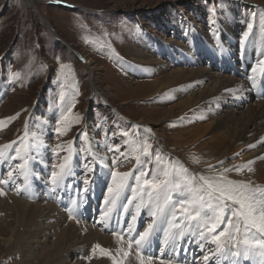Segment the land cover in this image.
I'll list each match as a JSON object with an SVG mask.
<instances>
[{"label":"rangeland","instance_id":"rangeland-1","mask_svg":"<svg viewBox=\"0 0 264 264\" xmlns=\"http://www.w3.org/2000/svg\"><path fill=\"white\" fill-rule=\"evenodd\" d=\"M225 3L241 4L245 11L241 14L235 13L233 8H225ZM243 13L248 14L243 31L258 29L256 24L259 21L260 29L264 32V0H0V86L2 85V98L4 97L0 101V122L3 124L0 127V148L12 145L11 149H5L4 158L0 159V169L3 170L0 171V178L8 181L7 184L0 183V189L6 193L0 195V264H22L23 260L20 247L13 244L5 246L6 240L15 239L11 236V231L18 228V223L14 225V210H8L15 206V199L31 204L39 203L42 207L47 204L41 199L43 196L34 199V193H41L36 190V186L41 183L36 184L34 180V191L29 192L32 197L27 199L22 192L25 177L20 174V169L16 168L11 178L7 175L11 168L22 163L20 159L9 160L7 157L15 152L19 142L25 138L28 127L30 131L38 133H41V129L48 131L44 138L38 136L47 145L46 155L37 156L30 148L28 156L30 168L36 173L37 180L43 178L41 182H45L44 179L63 163L69 145L72 146V161L83 152L80 149H85L84 145H80L82 133H87L88 141L98 143L97 151H108L106 146H119V152L108 151L110 168L122 173L131 172L134 177L139 171L136 153L125 158V155L132 152L130 145L133 142L138 145L141 142L150 143L153 157L157 153L160 154L169 163L186 169L188 175L196 178L213 175V166L216 164L214 160H203L201 155L194 153L196 144L211 145L215 141L208 128L212 120L199 117L197 113L194 117L183 120L180 127L175 125L176 121L173 123L164 120L163 111L166 113L168 108L177 105L179 98L170 97L165 105L154 103L153 96L157 88L152 83L162 74L159 73L155 77L137 75L129 79V65L132 60L129 53L137 43V37L147 31H155L159 38L164 39L163 24L171 25L181 20L197 21L206 29L204 34L209 35L208 40H212L222 29L212 33L211 20L216 24H223L220 17L236 20L240 16L243 18ZM237 14L239 16L235 17ZM178 15L180 18L177 19ZM158 26L161 28H157V31L155 29ZM175 36L174 33L167 34V38ZM181 46L183 50L191 51L189 45ZM210 49L208 48V53ZM199 50L198 48L197 51ZM81 55L91 58L93 63H87ZM200 59L198 61L201 63L195 66L187 59L185 62L190 69L205 68L209 72H218L207 64L204 56ZM161 60L167 62L163 65L165 69L162 68L165 74L169 69L172 73L174 69L185 68L184 64H178L177 61L175 66V60L171 62L164 56L157 62H162ZM61 66H64V72L67 74V83L61 77ZM17 73L18 78H10L12 74ZM61 92L65 97L63 103L59 100ZM180 93L182 99H185L192 94V90L182 89ZM243 102V107H239L240 112H246L250 105L258 103L253 97ZM71 103H74L73 116H79L80 122L67 125V131L58 134L55 129L59 126L63 131L65 127L57 124L59 116L65 106ZM52 117V127L46 126L45 122H49ZM146 121L154 123L149 124ZM41 123L43 124L39 130ZM186 126L191 128L186 130ZM149 129L151 131H148ZM158 130L163 134L162 138L157 136ZM184 132L189 134L185 135ZM32 139L33 137L28 139L29 143H32ZM261 147L264 148V142ZM230 152L231 158L223 160L222 163L235 164L245 161L255 149L247 152L235 145ZM122 153L125 155H121ZM141 159L147 160L149 157L142 156ZM113 160L118 162L112 165ZM197 160L199 162H196ZM208 164L212 165L207 166ZM155 166L153 159L147 165L149 175ZM236 167L240 166L236 165L234 169ZM253 171L254 179H251V184L263 187V173L256 177V169ZM87 176L85 167L81 165L76 174L77 179L83 184L88 179ZM103 176L110 186V177L106 173ZM77 179L75 181L79 182ZM49 181L50 179L46 180L47 183ZM106 192L103 199L108 195ZM145 213L148 214V211L145 210ZM40 223V231L50 232L51 235L55 232L50 229L49 221L43 220ZM5 228L7 232L3 233L2 229ZM97 230L103 235L115 237L104 233L101 227ZM44 233L27 242L29 249H33L39 257L43 254L45 246L52 248L55 243L54 237L45 238ZM80 238L83 237L73 239L72 244L78 240L82 241ZM210 249L213 255L215 245L211 244ZM83 251L67 248L64 264H93L92 257L85 255L86 251ZM25 252V255L30 254ZM91 252L92 250L90 255ZM134 254H137V251ZM37 259L36 257L27 263L44 264Z\"/></svg>","mask_w":264,"mask_h":264},{"label":"bare ground","instance_id":"bare-ground-1","mask_svg":"<svg viewBox=\"0 0 264 264\" xmlns=\"http://www.w3.org/2000/svg\"><path fill=\"white\" fill-rule=\"evenodd\" d=\"M225 4V8H233L235 10V13L237 12L241 14L245 11L241 4ZM243 15V18H241L240 16V18L236 20H233L230 17L229 19L226 17L222 19V17H220L219 19L223 24H216L213 20H211L210 27L213 30L212 33L217 29H222L216 35L213 36L212 40H208L209 35L204 34L206 29H204L203 26L198 24L197 21L188 22L185 20H181V22L176 21L171 25L168 23L166 25L163 24L162 34L164 39L159 38L155 31L145 32L141 36L137 37V43L130 50L129 55L132 60L129 65V79H133L137 75L140 76L144 74L149 76L154 75L153 77H155L157 74L159 75V73H161L162 76L155 78L152 83V85L157 88L156 93L153 96V98L155 99L153 100L154 103H163L165 105L166 101L170 97L179 98V103L177 105L168 108L166 113L165 111H163V119L170 120L173 123L176 121V126L181 125V122L183 120L194 117L195 113H197L199 117L211 119L212 122L208 126V128L210 129V135H212V137H215V141H213L211 145L206 144L202 146L200 144H196L194 148V153L201 155L203 160H214L213 162L216 164L215 166H213V169H215V171H212L213 175H217L218 173L224 172L225 168L234 169V166L236 165L242 167L245 165H249L247 163L252 162L249 165L251 171L248 170V167H243V170L240 172L232 170L225 173L227 179L229 180H234L237 182H251V179H254V176L252 174L254 172V169H256L257 171L255 173L256 177L259 176V173H263L264 177V148L261 147V144L264 142V101L258 102L256 105H250L246 112H240L239 109L243 107L244 100L252 99L253 87L250 77L258 76L261 73V70L258 68L255 73L251 72L250 77L245 80L232 77L227 78L226 75H223L220 72H209L205 68L190 69V67H188L185 62L187 59V61L189 60L190 63H192V65L194 66L197 65V63L200 64L201 62L198 61V59L201 60L200 58H202L203 56L205 58V55L208 53V48H211L209 52L212 50L213 52L211 53L213 56L220 55L222 52H226L228 55L233 56L234 58H237L241 54V51H253L255 53V64L253 68L256 67L259 61L264 60V32L262 31V29H260L259 21L256 24V27L258 29H245L243 31L246 20L248 18V14L243 13ZM234 16L237 17L239 15L237 14ZM178 18H180V15L177 16V19ZM157 28H161V26L156 27L155 30L158 31L159 29ZM168 33H174L176 36L173 38H167ZM245 33H247L246 40L244 39ZM253 42H255V44ZM181 45H186V47L187 45H189L191 51L188 52L189 50H183ZM198 48L200 49L199 51H197ZM162 56L166 57L167 59H170L171 62L175 60V66L177 65L176 61L177 63H182V65L184 64L185 68L174 69L172 73L169 72V69L168 71H166V74L163 73V65L167 62H164L163 60H161L162 62H157V60ZM81 57L87 63H93V60L91 58H87L83 55H81ZM1 86L0 101L4 98H2ZM195 87H199V89L197 88L193 90ZM182 89H190L192 90V94L188 98L182 99L183 96L180 93ZM52 121H54L53 117L52 119H50L49 122H45L46 126L52 127ZM143 121L145 123V120ZM146 123L149 122L146 121ZM151 123L153 124L154 122H150L149 124ZM42 124L43 123H41V126L38 127L39 130L41 129ZM189 127L191 128V126ZM189 127L186 126L184 128L186 130H189ZM28 129L29 130H27V132L29 133V138L31 139L33 137L31 141L35 140L34 144L30 143L32 145V153L37 156H39L40 154L46 155L47 145L45 144V142L42 141L41 138H44V134L47 135L48 131L41 129V133H38L36 131H30V127H28ZM188 132L190 133V131ZM189 133L184 132L185 135ZM157 134L159 138L163 137V134L159 133V130L157 131ZM38 136H40L41 138H38ZM251 137L252 140L249 141V138L251 139ZM85 141H87L88 143H86ZM80 143L79 144L82 147L84 145L85 149L90 144L92 153L95 154L97 159L94 160L93 156L89 155L87 151H83L81 154H78L79 158L75 157V159H73L72 161L73 163L71 162L74 175L71 176L72 179L71 177L67 178L65 180L64 185L67 183L68 179H70V181L76 179V173L79 171L81 165L85 167V165H88L89 162H91L90 166L93 169L92 171H88L85 167V172L88 173L87 181L89 180V183L87 184L88 191L80 192V189L84 187V184H81V182H75L72 185H66V189H69L70 193H74L75 197L79 198L77 199L76 204L86 203L88 199H99L100 201H102L101 209L104 213L105 209L108 207V205H106V207L104 208L105 199L111 200V196L108 197V195L105 197V199H103V191H105V189L109 187L108 180L105 181V176H103V174L109 172V168L111 165V162H109L108 158L109 152L107 150L103 152L97 151L96 147H99L98 143L94 141H88L84 136L80 138ZM235 145L242 147L243 150H246L247 152L249 150L255 149V152H252L245 161L237 162L235 164L222 163L223 160L231 158L232 153L230 151ZM106 148L108 149L109 146H106ZM5 153L6 150L4 152V155ZM30 158H32V156ZM105 164L108 165L107 168L103 166ZM220 164H222L223 166L221 167ZM211 165L212 164H208L207 166ZM30 167L31 166L28 163L27 170L29 175L27 177V184H25L22 188V192L24 193V196L27 199L31 198V194L29 195V192L31 190L34 191V180L37 181L36 183H39L37 180L38 178H35L36 173ZM58 170L59 168L57 167L55 171ZM30 177H32L33 181L30 180ZM101 178L105 181L106 184H102ZM133 184L134 181L130 177L128 181L129 188L120 194L119 199L117 200L116 205L113 207L112 212L116 209L118 205L123 204V202H127L128 198L131 195L130 189ZM49 185L52 187L51 180ZM262 188H264V186ZM57 190L61 189L58 188ZM101 196L102 200L100 198ZM41 199H43L44 202L47 203L45 207H42L41 205H39V203L31 204L23 200L15 199V206L12 205V209H8L11 211L14 210V214L16 216V222L14 223V225L18 223L17 226L18 228H20H15L13 229V231L10 230L12 233L11 236H13L15 239L12 240L11 238L6 240L5 246L8 247L10 244H13L15 246L17 245L18 247H20V252L23 253V260L21 262L22 264H28L27 262L29 260L36 259V257L40 260L41 263L43 262L44 264H64L66 261L65 259L67 248H72V251L78 252L85 250L86 254H84L89 257H92L94 261L93 264H113V259L110 258L109 255L102 254L100 251L101 248L104 249L106 252H110L111 256L115 257L116 261H118L119 264H139L137 254H134L137 247L135 244H133L132 249L129 250V239H127L126 237H124L123 240H120L117 236L110 237L107 235H103V233L99 232L97 230L98 228L96 229V227L92 224L74 221L71 215L68 212H65L60 209L59 206L53 200L50 199L46 201L44 199V196L41 197ZM138 199L139 198L137 197V199L132 200L133 205H130L128 207V210L131 211L132 215L135 214V211L132 210L138 203ZM148 209L149 206H141L139 215L136 216V220H138L143 211ZM148 211L150 212V210ZM112 212L110 213V215L112 214ZM165 212L167 213V210H165ZM126 214L127 213L122 212L121 216H125ZM100 217L101 219H99V221L102 223L106 218H104L103 215H101ZM43 220L50 222V229H54L55 231L52 235L50 232L44 233L43 231H40V229H38V226L41 224L40 222H42ZM160 224H163L167 228V225L164 223V216H157L155 218L153 217V227L158 226ZM134 225H132V228L134 227ZM221 227H223V225H221ZM21 228L23 229L21 230ZM6 229L7 228H5V230L2 229V232L6 233ZM42 233H44L45 238L54 237L55 243L53 244L52 248H47V246H45L44 244V252L39 257V255H35V251L33 249H29V247L27 246V242L31 238H38V236L42 235ZM79 237H83L80 238L82 239V241L78 240L77 242L72 244L73 239H78ZM186 237L187 235H185L184 238ZM97 245H99L100 248H96ZM205 246L211 247V244H207ZM64 247L67 248L64 249ZM94 248H96L95 253L93 252ZM163 248L165 250H170L169 246H163ZM120 249H123V251H129V255L125 257L123 255V252L120 251ZM91 250L92 252L90 255L89 252ZM25 251H27V253L29 252L30 254L25 255ZM214 254L213 256L210 253V258L206 262L210 261L213 257H218V261H225L233 258L226 257L222 259L221 255L217 256L216 253ZM154 262L155 264L156 262L157 264H160L159 260H154ZM165 264L168 263L165 262Z\"/></svg>","mask_w":264,"mask_h":264},{"label":"snow or ice","instance_id":"snow-or-ice-1","mask_svg":"<svg viewBox=\"0 0 264 264\" xmlns=\"http://www.w3.org/2000/svg\"><path fill=\"white\" fill-rule=\"evenodd\" d=\"M250 30V29H249ZM247 39V33L244 35ZM261 70L264 75V60L258 62L257 66L252 69L255 73L257 69ZM61 77L67 83V74L64 72V66H61ZM19 74H12L10 78H18ZM252 87L256 86V78L250 77ZM64 93L61 92L59 100L64 102ZM72 107L74 103L67 104L62 110L58 125H64L63 131L58 126L55 130L58 134H63L67 131V125L71 123H79L80 117L73 116ZM3 124L0 122V127ZM148 131H151L150 129ZM86 138L87 133H82ZM29 133L25 131V138L22 139L15 152L7 157V159H20L22 163L15 165L11 168L7 175L12 177L13 171L16 168L20 169V174L25 177V184H27V177L29 175L27 170L28 156L31 144L28 141ZM88 143L87 141H85ZM35 143V140L32 141ZM60 148L61 146H57ZM132 152L125 155L127 159L132 153H136L135 158L139 166V171L135 177H132L131 172H119L113 168H109L108 175L111 184L107 188L108 195L111 200L105 199V204L108 207L103 213L104 218H108L119 199L120 194L129 188L128 181L131 177L134 181L130 189L131 195L127 200V204H131L132 200L138 199L135 206V214L131 216V223L127 227V231H133L132 225L135 224L136 216L139 215L141 206H149L151 215L155 218L157 216H164V223L167 225V231L158 228L157 231H163V246H169L170 255L166 258H160L159 254L153 256L151 253V237L153 233V225L147 226L148 230L137 234L135 240L129 236L128 249L131 250L133 244L137 246V258L139 264H153L155 259H160V264H165L167 259L168 264H173L175 254L178 252L180 242L183 240L186 245L189 240L192 243L198 244L201 250L205 245L213 244V250L221 258L238 257L235 264H240L241 260L252 259L253 264H264V188L253 186L251 182H237L227 179L225 173L235 170L240 172L243 167L235 169H224V172L218 173L214 176H200L198 178L187 174V170L169 163L160 154L153 157L151 153L150 143L141 142L136 144L133 142L130 145ZM12 145H5L0 148V159L4 158L5 149H11ZM72 146H68V154L65 156L63 163H61L58 171H53L50 174L52 190L55 191L61 188L65 180L74 175L71 166ZM93 159H97L95 154L92 153L90 144L86 149ZM108 151L119 152V146L113 145L108 148ZM23 152V155L21 153ZM142 156H147L149 159L142 160ZM155 160L156 166L152 169V174H148L147 165ZM118 161L113 160V165ZM196 162H199L198 160ZM85 165L88 171H92L90 166ZM108 167L107 164L103 165ZM215 171V169H213ZM0 183L7 184V180L0 178ZM84 187L80 192L88 191V181L85 180ZM3 189H0V195H5ZM174 194L176 196L174 202ZM76 202L73 201V207ZM127 211V207L122 209ZM167 210V213L165 212ZM71 213V209H69ZM227 217V219H225ZM223 225V227H221ZM117 235L118 239L123 240V235L120 233H113ZM187 234L189 239H184ZM96 248H100L99 245ZM96 248L93 249L95 253ZM102 254L109 255L113 259V264H119L115 257L111 256L110 252L100 249ZM123 255L127 257L129 251H123ZM209 255H204L205 261L209 260ZM177 264H184V261H178Z\"/></svg>","mask_w":264,"mask_h":264}]
</instances>
